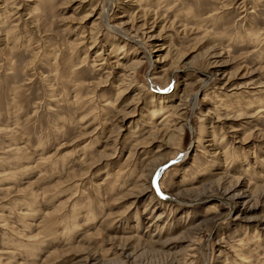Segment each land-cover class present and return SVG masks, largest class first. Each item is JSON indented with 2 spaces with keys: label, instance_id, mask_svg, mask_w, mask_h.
I'll return each mask as SVG.
<instances>
[{
  "label": "rangeland",
  "instance_id": "1",
  "mask_svg": "<svg viewBox=\"0 0 264 264\" xmlns=\"http://www.w3.org/2000/svg\"><path fill=\"white\" fill-rule=\"evenodd\" d=\"M47 1L0 0V264H264V0Z\"/></svg>",
  "mask_w": 264,
  "mask_h": 264
},
{
  "label": "bare ground",
  "instance_id": "2",
  "mask_svg": "<svg viewBox=\"0 0 264 264\" xmlns=\"http://www.w3.org/2000/svg\"><path fill=\"white\" fill-rule=\"evenodd\" d=\"M49 1V0H48ZM47 1V2H48ZM153 0H151V2H152ZM158 1H160V0H158ZM157 1V2H158ZM150 2V3H151ZM175 3V2H174ZM158 4H161V2H159ZM46 5V4H45ZM45 5H44V7L43 6H40V7H36V8H38L37 9V11H45L47 8H45ZM47 6V5H46ZM190 8V7H189ZM170 8H167V11L169 10ZM149 11V10H148ZM170 11V10H169ZM189 12V11H188ZM145 13H146V10H145ZM107 13H105V11L104 12H102V14H101V18H102V21H104L105 22V24H107V26H110V28L112 29V28H115V29H120V31L123 33V34H127L128 35V33H127V29H125V28H123V29H121V25L119 26V27H117V26H112L111 25V22H110V17H109V15L107 16L106 15ZM190 14H191V12H190ZM192 16H194V15H192ZM189 17V16H188ZM177 18V17H176ZM195 18V20H198L197 18L198 17H194ZM178 20V19H177ZM5 21H6V19H2V23L3 24H5ZM179 22V21H178ZM177 22V23H178ZM2 24V25H3ZM146 24V23H145ZM196 24H198L197 22H196ZM106 26V25H105ZM107 28V27H106ZM109 28V27H108ZM115 31V30H114ZM252 32H253V30H252ZM115 33V32H114ZM119 33V32H118ZM248 35V34H247ZM250 35V34H249ZM253 35H254V37L255 38H259L258 37V35H257V32L255 31L254 33H253ZM128 36H131V35H128ZM94 37V36H93ZM250 38H252L253 36H249ZM248 37V38H249ZM132 38V37H131ZM215 39H216V37H215ZM218 39V38H217ZM254 39V38H253ZM247 40V39H246ZM252 40V39H251ZM250 40V41H251ZM255 40V39H254ZM217 41V40H216ZM218 42V41H217ZM136 44H139V46H141L143 49H144V51H145V55H146V58L148 59V62H151L152 63V65H153V62L151 61L152 60V53H149L147 50V46L146 45H144V42H142L141 41V39H138V40H136V42H135ZM220 44V43H219ZM237 44H238V42H237ZM253 44V43H252ZM236 45V44H235ZM121 47V46H120ZM124 48V45H123V47H121L120 48V50L122 51V50H124L123 49ZM101 54H103V53H99L98 54V56H100ZM212 55V54H211ZM57 59V58H56ZM69 60V59H68ZM57 61V60H56ZM69 62V61H68ZM63 64V63H62ZM65 65V64H64ZM143 65V62H142V60H133V62H132V64L130 65V66H126V69H128V70H133L132 71V78L133 79H135V77L137 76V72L139 71V68L141 67ZM56 66H57V64H56ZM59 67H60V65H59ZM67 67V66H66ZM71 67V66H70ZM125 69V70H126ZM57 72V71H56ZM70 73V72H69ZM153 73V72H152ZM154 74V73H153ZM204 74V73H203ZM205 75H207L208 76V73H205ZM69 76V75H68ZM57 77V76H56ZM65 77H67V76H65ZM123 78V77H122ZM210 79H211V77H209ZM205 79L204 81V85H206L207 84V82H209V80L210 79ZM59 79H61V78H59ZM65 79V78H64ZM63 79V80H64ZM67 80H72V79H70V77H67L66 78ZM134 81V80H133ZM75 84L77 85V87L79 86V84L77 83V82H75ZM113 84V83H112ZM133 83L131 82L127 87H117V91H116V98L114 99V98H107L105 101H104V104H103V106L105 107V105H114L115 104V102H117L119 99H120V97H121V95L124 93V91H126L125 89H128V88H130L131 87V85H132ZM70 85V84H69ZM114 85V84H113ZM51 88H52V86H51ZM206 88V87H205ZM13 90V89H12ZM67 90V89H66ZM64 91V90H63ZM71 91V90H70ZM68 93L69 92H67L66 94L68 95ZM64 94V93H63ZM56 95V94H55ZM61 96V95H60ZM244 97V96H243ZM54 98V97H53ZM82 98H83V94L80 92V90L79 89H77V90H75V103H76V107H79L80 105H81V103H83L82 102ZM139 99H140V97L138 96V97H135V99L134 100H136L135 102H139ZM161 99H162V97H161ZM235 99H237V102H233ZM241 99L242 98H235V96L234 97H232L231 99H229L228 100V104H227V106H225V111H226V113H228L229 111L228 110H230L231 111V109H234V108H236L237 106H238V104H240V102H241ZM52 100V99H51ZM58 101V100H57ZM66 101H70V98L69 97H67V100ZM103 101V99L101 100V102ZM155 101V100H154ZM164 101V102H163ZM220 101V100H219ZM72 102L73 101H71V104H72ZM121 102V101H120ZM162 102H163V104L161 103V104H159V105H155L156 107L158 106V108H152V110H151V113H150V116H151V118H153V117H155L156 115H159L161 112H163L164 111V109H166V108H168L169 106H168V103H167V101H166V99H164V100H162ZM58 103V102H57ZM118 103V102H117ZM221 103V102H220ZM138 104V103H137ZM245 104H249V105H251L252 103H245ZM244 104L242 103V104H240V107L241 108H243V107H245V106H243ZM136 107V106H135ZM195 107V106H194ZM221 107V106H220ZM120 108V107H119ZM172 108V107H171ZM179 108V107H178ZM178 108L177 109H175L176 111H174V114H172V115H176L177 114V112H178ZM196 108V107H195ZM247 108V107H246ZM114 109V108H113ZM118 109V108H117ZM136 109V108H135ZM247 109H249V107L247 108ZM123 111V110H122ZM121 111V112H122ZM75 112H76V110H75ZM118 112V111H117ZM125 113V112H124ZM123 113V114H124ZM121 114V113H120ZM85 115H87V114H85ZM84 115V116H85ZM128 115V114H127ZM142 115H143V113H142ZM171 115V116H172ZM178 118H182V115H180ZM105 119V118H104ZM166 120V121H165ZM164 121H165V124H169V119H165ZM171 120V119H170ZM153 122V121H152ZM70 123V122H69ZM108 123V122H107ZM164 124V125H165ZM161 125V124H160ZM150 126H151V123H150ZM152 127H154V124H153V126ZM165 127L166 128H168V130H169V127H170V124L169 125H165ZM55 128V127H54ZM59 128V127H58ZM185 126H182V127H179V129L177 128V129H175L174 131H173V133H172V136H170V139H173V138H175L176 140H177V145H179L181 142H182V135H180V134H182L183 132H184V130H185ZM7 129V128H6ZM192 129V128H191ZM57 130V129H56ZM8 131V130H7ZM159 131V130H158ZM166 131H167V129H166ZM193 131V130H192ZM58 132V131H57ZM154 132V131H153ZM12 133V132H11ZM152 136V135H151ZM200 136V135H199ZM198 136V141L200 140V137ZM221 141H223V140H221ZM89 146V144L88 145H85L84 146V148L85 149H87V147ZM181 147H182V144H181V146L179 147V149H181ZM8 150V149H7ZM8 151H10V150H8ZM186 151V150H185ZM188 152H189V150H187L185 153H184V155H187L188 154ZM26 155V154H25ZM68 156V155H67ZM219 156V155H218ZM27 157V156H26ZM30 157V156H29ZM216 157V156H215ZM180 158V157H179ZM51 159V158H50ZM22 160V159H21ZM25 160V159H24ZM64 160V159H63ZM183 161V160H182ZM0 162H1V160H0ZM66 162H64L63 163V165L65 164ZM52 165V164H51ZM62 165V166H63ZM56 167H57V165H55ZM54 166V167H55ZM61 166V167H62ZM52 167V166H51ZM29 170V169H28ZM64 170V169H63ZM62 172V171H61ZM5 173V172H4ZM1 175V174H0ZM6 175V174H5ZM238 182V181H237ZM236 182V183H237ZM231 187V186H230ZM263 192V191H262ZM34 196V195H33ZM34 199H36L35 197H33ZM52 198V197H51ZM26 203V202H25ZM32 203V202H31ZM33 205L34 204H32V205H29V207H28V210L27 211H29V212H27V215L28 214H32V211H36L35 210V208L33 207ZM35 205H36V203H35ZM36 207V206H35ZM21 208H23V207H21ZM27 208V207H26ZM24 209H25V207H24ZM17 210V209H16ZM19 210V209H18ZM38 211V210H37ZM31 212V213H30ZM39 214V213H38ZM52 214H54V213H52ZM78 216V215H77ZM79 217V216H78ZM60 218V217H59ZM75 222H76V220H75ZM52 224V223H51ZM51 224H50V226H51ZM76 226L78 227L79 226V224H76ZM75 226V227H76ZM72 228H73V226H72ZM71 231H67L66 232V234L68 235L67 236V238L68 237H70V236H72V233H70ZM70 233V234H69ZM36 240H37V238H36ZM38 240H39V238H38ZM68 242V241H67ZM40 243H42V241L40 242ZM40 244L39 245H36V246H30V245H24V246H22V248L21 249H19V253H21V252H27V253H30L31 255H34V254H37V252H39L38 251V249L40 248ZM23 253V254H24ZM18 254V252L16 253V255ZM237 256V255H236ZM252 255H248L246 258H244V260H241L242 262H244L245 264H252V261H253V258L251 257ZM33 257V256H32ZM238 258V257H237Z\"/></svg>",
  "mask_w": 264,
  "mask_h": 264
}]
</instances>
